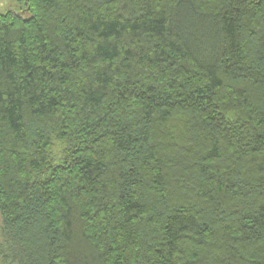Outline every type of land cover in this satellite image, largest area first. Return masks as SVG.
I'll list each match as a JSON object with an SVG mask.
<instances>
[{
    "label": "trees",
    "instance_id": "1",
    "mask_svg": "<svg viewBox=\"0 0 264 264\" xmlns=\"http://www.w3.org/2000/svg\"><path fill=\"white\" fill-rule=\"evenodd\" d=\"M20 1L0 264H264V0Z\"/></svg>",
    "mask_w": 264,
    "mask_h": 264
},
{
    "label": "rangeland",
    "instance_id": "2",
    "mask_svg": "<svg viewBox=\"0 0 264 264\" xmlns=\"http://www.w3.org/2000/svg\"><path fill=\"white\" fill-rule=\"evenodd\" d=\"M8 12H13L20 14L24 19L29 18V14L26 11V5L20 0H0V15L7 14Z\"/></svg>",
    "mask_w": 264,
    "mask_h": 264
}]
</instances>
